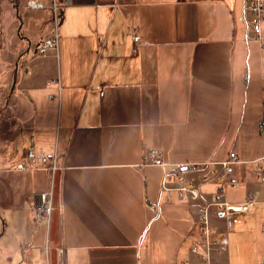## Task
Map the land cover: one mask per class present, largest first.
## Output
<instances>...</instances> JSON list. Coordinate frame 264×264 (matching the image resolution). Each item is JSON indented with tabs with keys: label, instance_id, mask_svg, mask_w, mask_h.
<instances>
[{
	"label": "crops",
	"instance_id": "obj_1",
	"mask_svg": "<svg viewBox=\"0 0 264 264\" xmlns=\"http://www.w3.org/2000/svg\"><path fill=\"white\" fill-rule=\"evenodd\" d=\"M9 1L37 19L9 42L0 23V264H195L196 204L217 182L180 199L161 188L160 165L140 164L146 147L166 167L186 163L193 180L199 167L187 163L234 150L224 194L250 198L227 229L211 213L226 233L214 261L227 264L239 244L260 251L248 231L264 210V180L249 161L264 154V48L245 35L240 0H57L56 45L38 54L50 0ZM26 148L54 154V169L16 166ZM45 189L51 210L36 221ZM256 258L264 263V247Z\"/></svg>",
	"mask_w": 264,
	"mask_h": 264
},
{
	"label": "built area",
	"instance_id": "obj_2",
	"mask_svg": "<svg viewBox=\"0 0 264 264\" xmlns=\"http://www.w3.org/2000/svg\"><path fill=\"white\" fill-rule=\"evenodd\" d=\"M26 6L39 5L38 0H25ZM57 0H50V20L51 29L43 35L34 47V53H42L48 46H55L58 36V19L59 8ZM238 17L242 22L245 35H252L257 38L259 47L264 48V0H240V10ZM131 38L138 39V35L131 29ZM264 87V85H263ZM261 121V120H260ZM25 157L28 162H18L16 166L23 167L29 165H41L52 171L55 166L54 154L46 155L44 153L35 152L32 148H26ZM141 163L149 162L158 164L162 168L160 186L164 190L174 188L180 199L187 201H195L201 197L198 188V182L214 179L217 185L209 199L202 198L196 204V211L193 222L198 230V237L190 244L189 249L198 253V260L195 264H216L214 261L213 251L222 250L226 245V233L219 231L218 228L210 222L211 213L222 217L225 229L229 228L232 217L235 213L240 212L248 205L249 198L237 203L227 200L224 194V185L229 182L230 175L233 172V164L239 159L235 151L230 149L226 155L217 161L205 160L198 164L193 162L187 165H198L199 173L195 180L185 177L180 170V166L186 163L175 165L174 168L166 167V163L162 161L158 150L152 147H146L142 151ZM261 159V160H260ZM242 163L245 164L243 160ZM255 168V173L260 180H264V154L261 158L249 161ZM36 200L33 203V216L36 221H45L51 210V199L49 189L36 192ZM151 210L155 209V204L148 203ZM27 246L22 245L21 249L26 250Z\"/></svg>",
	"mask_w": 264,
	"mask_h": 264
},
{
	"label": "rangeland",
	"instance_id": "obj_3",
	"mask_svg": "<svg viewBox=\"0 0 264 264\" xmlns=\"http://www.w3.org/2000/svg\"><path fill=\"white\" fill-rule=\"evenodd\" d=\"M14 1V0H12ZM22 1L23 0H19ZM41 16L39 17V19ZM37 18L34 16L33 9L20 6H14L13 2L9 0L0 1V23L5 29L2 31L5 34L6 41L9 42L11 37H18L25 39L26 36L33 33L36 25L31 23ZM43 20V18H41ZM253 219H250V229L248 231L249 237L256 241L262 243L260 251H258V242L254 247H251V244L237 247L236 249H230L227 251L228 261L227 264H264L257 262L256 256L259 253V256L263 254L264 247V230H262V223L264 224V210H259L253 214ZM256 240V241H255ZM230 242V241H229ZM238 246V245H237ZM264 261V260H263Z\"/></svg>",
	"mask_w": 264,
	"mask_h": 264
}]
</instances>
